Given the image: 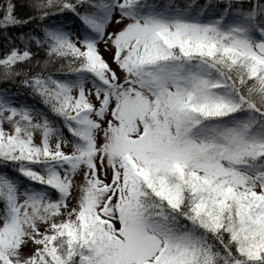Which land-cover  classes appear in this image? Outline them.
I'll return each instance as SVG.
<instances>
[{
  "label": "snow or ice",
  "instance_id": "6c2138e0",
  "mask_svg": "<svg viewBox=\"0 0 264 264\" xmlns=\"http://www.w3.org/2000/svg\"><path fill=\"white\" fill-rule=\"evenodd\" d=\"M0 264H264V0H0Z\"/></svg>",
  "mask_w": 264,
  "mask_h": 264
},
{
  "label": "trees",
  "instance_id": "16d2710c",
  "mask_svg": "<svg viewBox=\"0 0 264 264\" xmlns=\"http://www.w3.org/2000/svg\"><path fill=\"white\" fill-rule=\"evenodd\" d=\"M6 86H8V85H6L4 82H0V88H4Z\"/></svg>",
  "mask_w": 264,
  "mask_h": 264
}]
</instances>
